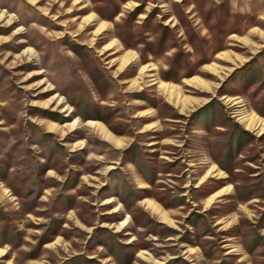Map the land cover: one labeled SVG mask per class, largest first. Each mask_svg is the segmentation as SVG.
<instances>
[{
	"label": "rangeland",
	"instance_id": "rangeland-1",
	"mask_svg": "<svg viewBox=\"0 0 264 264\" xmlns=\"http://www.w3.org/2000/svg\"><path fill=\"white\" fill-rule=\"evenodd\" d=\"M0 264H264V0H0Z\"/></svg>",
	"mask_w": 264,
	"mask_h": 264
}]
</instances>
